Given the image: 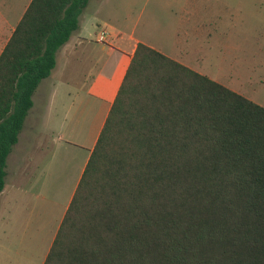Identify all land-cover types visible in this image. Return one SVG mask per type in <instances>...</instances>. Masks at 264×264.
<instances>
[{"label": "trees", "instance_id": "16d2710c", "mask_svg": "<svg viewBox=\"0 0 264 264\" xmlns=\"http://www.w3.org/2000/svg\"><path fill=\"white\" fill-rule=\"evenodd\" d=\"M89 0H30L0 52V191ZM43 264H264V105L139 41Z\"/></svg>", "mask_w": 264, "mask_h": 264}, {"label": "crops", "instance_id": "0c3cea01", "mask_svg": "<svg viewBox=\"0 0 264 264\" xmlns=\"http://www.w3.org/2000/svg\"><path fill=\"white\" fill-rule=\"evenodd\" d=\"M91 1L34 91L7 155L0 191V264H43L137 42L197 70L185 56L192 43L185 47L136 34L135 24L125 26L111 16L105 0ZM29 2L0 0V52ZM99 26L107 32L104 40L98 38ZM193 38L198 40L196 29Z\"/></svg>", "mask_w": 264, "mask_h": 264}, {"label": "rangeland", "instance_id": "374dc122", "mask_svg": "<svg viewBox=\"0 0 264 264\" xmlns=\"http://www.w3.org/2000/svg\"><path fill=\"white\" fill-rule=\"evenodd\" d=\"M105 5L123 25L135 24L136 34L185 47L192 43L185 56L197 71L264 105V0H105ZM195 29L198 40H192Z\"/></svg>", "mask_w": 264, "mask_h": 264}, {"label": "built area", "instance_id": "2783aa9c", "mask_svg": "<svg viewBox=\"0 0 264 264\" xmlns=\"http://www.w3.org/2000/svg\"><path fill=\"white\" fill-rule=\"evenodd\" d=\"M106 30L104 28H100L99 31H98V38L100 40H104L106 38Z\"/></svg>", "mask_w": 264, "mask_h": 264}]
</instances>
